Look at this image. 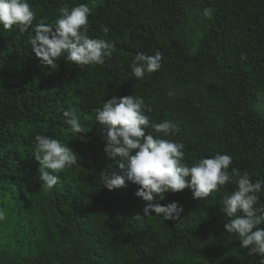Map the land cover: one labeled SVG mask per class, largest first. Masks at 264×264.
Returning a JSON list of instances; mask_svg holds the SVG:
<instances>
[{"label":"trees","instance_id":"16d2710c","mask_svg":"<svg viewBox=\"0 0 264 264\" xmlns=\"http://www.w3.org/2000/svg\"><path fill=\"white\" fill-rule=\"evenodd\" d=\"M29 3L34 24H52L64 7L86 3L89 35L117 47L102 65L81 68L61 57L52 68L30 45L31 28L0 26V264H260L225 230L222 201L235 190L232 182L203 200L188 188L166 193L162 205L184 208L173 220L147 217L138 185L103 186L101 173L121 170L119 157L104 151L106 130L94 110L112 96H142L152 123L178 124L167 138L186 145L189 165L229 154L230 169L247 171L253 182L264 179V0ZM205 7L214 8L213 19L200 15ZM157 51L162 68L136 80V53ZM62 110L77 112L88 132L72 133ZM39 134L77 155L52 190L39 179Z\"/></svg>","mask_w":264,"mask_h":264},{"label":"clouds","instance_id":"9594fccd","mask_svg":"<svg viewBox=\"0 0 264 264\" xmlns=\"http://www.w3.org/2000/svg\"><path fill=\"white\" fill-rule=\"evenodd\" d=\"M92 9L86 3L64 7L60 18L52 24H34L36 13L29 0H0V26L5 30L16 26L21 33L29 32V43L43 64L52 68L61 57L81 68L105 63L116 50V42L89 35ZM205 19L214 18V8L198 10ZM105 36L109 29L103 28ZM246 56L241 55V60ZM162 68V53L154 55L137 52L131 62L132 75L143 80L145 73H155ZM169 95H173L169 92ZM151 111L142 96H112L102 107L96 108L95 121L104 126L106 134L104 151L111 158L119 157L120 174L101 173L103 186L109 190L138 185L135 195L146 202L143 212L147 217L161 216L164 220L178 219L184 208L173 201L162 205L168 192L192 190L193 199L203 200L219 192L229 182L234 191L225 194L222 212L228 221L226 232L240 241L248 255H258L264 264V179L253 182L250 174L232 167L233 157L217 153L201 157L191 165L186 162L183 142L167 137L174 136L178 124L171 120L152 123ZM65 123L72 133H87L88 126L81 123L80 115L73 110H62ZM84 120L90 117L85 115ZM83 139V137H80ZM35 159L39 162V179L42 189L52 190L59 181V173L77 164V155L59 139L39 134L35 136ZM139 218V217H138ZM4 219L0 212V220Z\"/></svg>","mask_w":264,"mask_h":264}]
</instances>
